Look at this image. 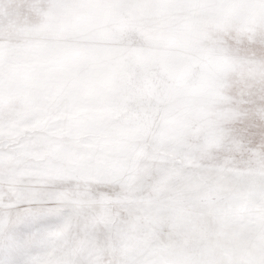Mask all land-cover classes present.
Instances as JSON below:
<instances>
[{
    "label": "rangeland",
    "instance_id": "1",
    "mask_svg": "<svg viewBox=\"0 0 264 264\" xmlns=\"http://www.w3.org/2000/svg\"><path fill=\"white\" fill-rule=\"evenodd\" d=\"M0 0V180L100 172L236 126L264 64V0ZM243 166L241 165V169Z\"/></svg>",
    "mask_w": 264,
    "mask_h": 264
},
{
    "label": "snow or ice",
    "instance_id": "2",
    "mask_svg": "<svg viewBox=\"0 0 264 264\" xmlns=\"http://www.w3.org/2000/svg\"><path fill=\"white\" fill-rule=\"evenodd\" d=\"M256 71L250 107L196 155L153 147L75 181L0 180V264H264V64Z\"/></svg>",
    "mask_w": 264,
    "mask_h": 264
}]
</instances>
